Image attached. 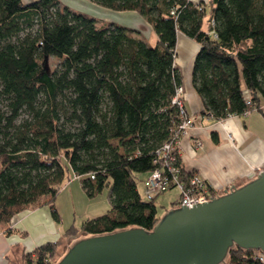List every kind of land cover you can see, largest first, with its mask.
Wrapping results in <instances>:
<instances>
[{"label":"trees","instance_id":"16d2710c","mask_svg":"<svg viewBox=\"0 0 264 264\" xmlns=\"http://www.w3.org/2000/svg\"><path fill=\"white\" fill-rule=\"evenodd\" d=\"M90 1L136 11L156 40L99 24L59 0H0V223L6 230L16 213L41 203L58 221L54 200L69 170L89 195L107 185L110 205L66 234L154 225L156 196H142L137 175L156 167L170 175L157 151L179 134L180 108L172 102L182 85L179 31L199 43L191 82L203 112L221 119L246 114L247 99L256 109L264 100V0ZM50 55L59 59L54 68ZM174 152L188 184L196 173ZM57 249V241H45L23 259L52 264ZM258 250L234 245L224 264H264Z\"/></svg>","mask_w":264,"mask_h":264},{"label":"crops","instance_id":"0c3cea01","mask_svg":"<svg viewBox=\"0 0 264 264\" xmlns=\"http://www.w3.org/2000/svg\"><path fill=\"white\" fill-rule=\"evenodd\" d=\"M31 1L34 0H23L25 3ZM189 1L198 4L208 0ZM59 2L94 18L99 24L113 23L135 30L136 35L150 43L157 38L153 28L136 11H116L90 0ZM198 48L195 40L183 32L177 33L175 63L182 74L183 104L194 115V124L180 137L178 150L186 170L222 189L248 180L264 167V100L257 109L246 114H230L221 119L203 112L202 100L191 82L192 62ZM196 140L200 144H196ZM10 224L11 229L6 230L0 223V264H26L23 252L45 241H57L60 253L75 237L66 234V228L52 217L45 203L16 213Z\"/></svg>","mask_w":264,"mask_h":264},{"label":"water","instance_id":"95a60500","mask_svg":"<svg viewBox=\"0 0 264 264\" xmlns=\"http://www.w3.org/2000/svg\"><path fill=\"white\" fill-rule=\"evenodd\" d=\"M234 245L264 251V167L211 199L167 208L150 229L82 233L52 264H224Z\"/></svg>","mask_w":264,"mask_h":264},{"label":"built area","instance_id":"2783aa9c","mask_svg":"<svg viewBox=\"0 0 264 264\" xmlns=\"http://www.w3.org/2000/svg\"><path fill=\"white\" fill-rule=\"evenodd\" d=\"M182 93L183 86L179 85L176 88L175 95L172 97V102L177 104L180 108L181 119L178 125V137L173 141H166L162 145V148L157 151L160 155L159 157H161L159 160V162H161L160 164L169 170L170 175L165 174L159 167L153 168L149 171L146 179L144 180V184L146 188V197L153 198L173 183V185L180 189L176 205L191 206L196 202L211 199L213 196L222 193L224 189H230L231 186L227 185L222 189L212 186V188L209 189L205 180L197 174H193L190 177L188 184L181 180L179 176V167L176 165V153L174 150L178 151L180 137L186 134L188 129L194 124V115L184 112ZM246 102L251 105V109H256V105L252 104L249 99H247ZM251 109H248L245 113H248ZM196 144H200V141L196 140ZM157 160L158 159L154 158L153 162L156 163L158 162ZM258 256L262 261H264V251L258 250Z\"/></svg>","mask_w":264,"mask_h":264},{"label":"rangeland","instance_id":"374dc122","mask_svg":"<svg viewBox=\"0 0 264 264\" xmlns=\"http://www.w3.org/2000/svg\"><path fill=\"white\" fill-rule=\"evenodd\" d=\"M151 42L153 43L154 39ZM58 61L59 59L56 57L52 55L48 56V67L54 68ZM67 176L68 178L66 177L64 180L54 200V205L59 214V220L57 222L66 229L71 226L78 229L83 219L99 215L109 208L108 187L104 185L96 194L89 195L82 188L80 180L71 170L68 171ZM146 176L147 174L145 172L137 175V186L143 197H146V188L144 185ZM179 194L180 189L175 185L158 193L154 198L158 213L161 215L166 208L171 207L172 202ZM77 237L78 235L74 239ZM64 251L57 252L55 260L60 258Z\"/></svg>","mask_w":264,"mask_h":264}]
</instances>
